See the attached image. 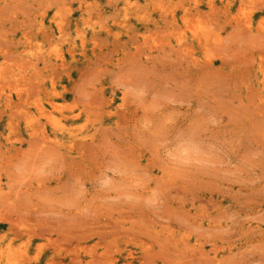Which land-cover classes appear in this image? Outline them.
Masks as SVG:
<instances>
[{"label": "rangeland", "instance_id": "obj_1", "mask_svg": "<svg viewBox=\"0 0 264 264\" xmlns=\"http://www.w3.org/2000/svg\"><path fill=\"white\" fill-rule=\"evenodd\" d=\"M0 264H264V0H0Z\"/></svg>", "mask_w": 264, "mask_h": 264}]
</instances>
